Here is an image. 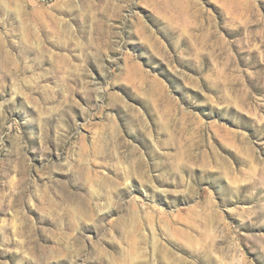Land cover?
<instances>
[{
    "label": "rangeland",
    "instance_id": "374dc122",
    "mask_svg": "<svg viewBox=\"0 0 264 264\" xmlns=\"http://www.w3.org/2000/svg\"><path fill=\"white\" fill-rule=\"evenodd\" d=\"M0 264H264V0H0Z\"/></svg>",
    "mask_w": 264,
    "mask_h": 264
}]
</instances>
